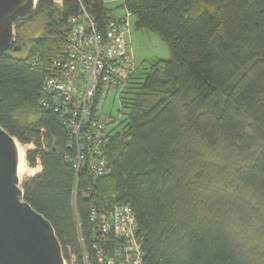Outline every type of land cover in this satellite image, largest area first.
<instances>
[{
    "label": "trees",
    "instance_id": "trees-1",
    "mask_svg": "<svg viewBox=\"0 0 264 264\" xmlns=\"http://www.w3.org/2000/svg\"><path fill=\"white\" fill-rule=\"evenodd\" d=\"M61 1V2H59ZM108 0H38L0 55V124L30 167L24 198L55 228L70 264L92 252L91 207L129 201L143 264H264V0H126L135 26L157 33L169 60L138 66L110 128V173L78 179L58 114L40 105L48 68L82 5L100 25ZM41 29L27 32L25 20ZM92 186L89 193L86 188Z\"/></svg>",
    "mask_w": 264,
    "mask_h": 264
},
{
    "label": "built area",
    "instance_id": "built-area-1",
    "mask_svg": "<svg viewBox=\"0 0 264 264\" xmlns=\"http://www.w3.org/2000/svg\"><path fill=\"white\" fill-rule=\"evenodd\" d=\"M107 2L115 7L108 11L103 26L83 5L78 15L68 19L66 36L48 68L39 99L41 106L58 114L69 131L68 145L75 150V197L79 175L85 169L91 183L110 173L109 131L117 121L107 117L99 104L113 95L122 112L123 96L137 70L128 38L134 15L126 0ZM91 188L88 186L86 193ZM91 221L92 252L80 232L82 264H143L144 251L131 202H117L101 212L92 205ZM70 256V264H78L76 254L70 252Z\"/></svg>",
    "mask_w": 264,
    "mask_h": 264
},
{
    "label": "water",
    "instance_id": "water-1",
    "mask_svg": "<svg viewBox=\"0 0 264 264\" xmlns=\"http://www.w3.org/2000/svg\"><path fill=\"white\" fill-rule=\"evenodd\" d=\"M38 0H0V55L14 46L15 22ZM18 139L0 124V264H65L51 221L25 200L19 177Z\"/></svg>",
    "mask_w": 264,
    "mask_h": 264
},
{
    "label": "rangeland",
    "instance_id": "rangeland-1",
    "mask_svg": "<svg viewBox=\"0 0 264 264\" xmlns=\"http://www.w3.org/2000/svg\"><path fill=\"white\" fill-rule=\"evenodd\" d=\"M136 19L133 17L131 21V31L129 34V47L133 51L137 66L141 71L147 69L152 63L157 60H169L171 58V49L169 45L155 32L148 29H138L135 26ZM23 26H27V32H35L41 29V21L37 18L32 20H25ZM16 27V25H15ZM17 56L25 57L27 54L26 49L18 50L15 52ZM103 113L116 120V124L123 120V114L120 111L119 102L114 100L113 95H109L103 102L99 104ZM114 127V124L111 128ZM22 158L26 164V169L19 172L21 183L28 177L35 175L40 171V167H30L26 160V153L30 149H34V144L22 145L18 143ZM64 253V249H63ZM66 262L67 259L65 258Z\"/></svg>",
    "mask_w": 264,
    "mask_h": 264
},
{
    "label": "bare ground",
    "instance_id": "bare-ground-1",
    "mask_svg": "<svg viewBox=\"0 0 264 264\" xmlns=\"http://www.w3.org/2000/svg\"><path fill=\"white\" fill-rule=\"evenodd\" d=\"M26 169V164H25V162H24V160H23V158H22V153H21V151H20V165H19V172L21 171V170H25Z\"/></svg>",
    "mask_w": 264,
    "mask_h": 264
}]
</instances>
